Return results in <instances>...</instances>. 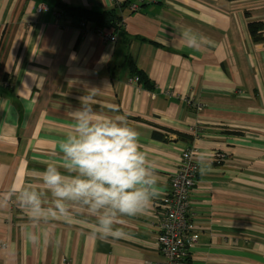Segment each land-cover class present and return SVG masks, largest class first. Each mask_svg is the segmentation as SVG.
<instances>
[{
  "label": "crops",
  "instance_id": "0c3cea01",
  "mask_svg": "<svg viewBox=\"0 0 264 264\" xmlns=\"http://www.w3.org/2000/svg\"><path fill=\"white\" fill-rule=\"evenodd\" d=\"M60 4L121 20L98 28ZM186 27L214 44L186 47ZM88 90L97 111L114 105L139 132L160 195L148 214L121 219L122 238L101 239L84 216L51 222L52 241L34 245L15 197L3 198L31 185L50 201L39 177L47 162H62L58 141ZM190 148L199 239L184 264H264V0H0V264H162L163 199Z\"/></svg>",
  "mask_w": 264,
  "mask_h": 264
},
{
  "label": "clouds",
  "instance_id": "9594fccd",
  "mask_svg": "<svg viewBox=\"0 0 264 264\" xmlns=\"http://www.w3.org/2000/svg\"><path fill=\"white\" fill-rule=\"evenodd\" d=\"M178 31L195 51L201 44H214L190 27ZM96 95L88 90L79 97V106L71 110V127L58 141L62 162H47L39 177L50 201L31 185L13 186L3 198L7 204L15 197L32 224L25 235L34 245L52 241L51 222L74 223L84 216L94 218L91 230L101 239L122 238L126 233L117 226L121 219L148 214L160 195L157 166L141 149L139 132L114 105L97 111Z\"/></svg>",
  "mask_w": 264,
  "mask_h": 264
},
{
  "label": "built area",
  "instance_id": "2783aa9c",
  "mask_svg": "<svg viewBox=\"0 0 264 264\" xmlns=\"http://www.w3.org/2000/svg\"><path fill=\"white\" fill-rule=\"evenodd\" d=\"M114 7L112 4L111 9ZM45 9L40 6L38 11ZM81 25L86 24L82 22ZM96 33L105 40H117L116 36L106 29H98ZM138 79L136 77V80ZM195 154L196 149L193 148L182 153L181 164L171 179V191L163 199L164 213L159 222V234L155 237L164 257L162 264H184L199 239L196 223L190 217V194L196 184L199 170ZM224 156L222 152L215 154L218 160Z\"/></svg>",
  "mask_w": 264,
  "mask_h": 264
},
{
  "label": "trees",
  "instance_id": "16d2710c",
  "mask_svg": "<svg viewBox=\"0 0 264 264\" xmlns=\"http://www.w3.org/2000/svg\"><path fill=\"white\" fill-rule=\"evenodd\" d=\"M60 5L62 6L66 14L71 15L72 17L77 18L80 21L94 23V25L98 28L108 27L117 29V23L121 20L118 14L112 10L97 12L86 7L72 6L67 4ZM262 27V24L257 22L249 24V29L256 39H262V35L259 33V30ZM139 78L141 79L143 78V76L141 75L139 76Z\"/></svg>",
  "mask_w": 264,
  "mask_h": 264
}]
</instances>
